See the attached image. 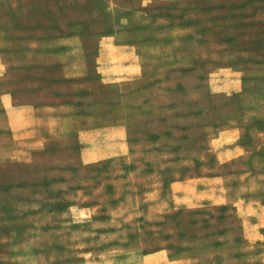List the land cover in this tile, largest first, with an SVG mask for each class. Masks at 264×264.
I'll return each instance as SVG.
<instances>
[{
	"label": "rangeland",
	"instance_id": "obj_1",
	"mask_svg": "<svg viewBox=\"0 0 264 264\" xmlns=\"http://www.w3.org/2000/svg\"><path fill=\"white\" fill-rule=\"evenodd\" d=\"M144 5L145 13L135 10ZM64 33H80L90 56L101 43H136L140 73L105 87L100 98L131 106V165L163 170L165 183L211 174L207 161L214 157H198V151L220 130L253 122L255 106L263 101L257 88L264 87V0H0V51L22 52L5 60L25 62L27 49L48 44L37 38ZM66 143L67 148L55 141L32 160L26 155L22 162L0 165V264H94L88 252L100 249L103 253L95 257L110 264L116 241L135 252L129 264H142L140 253L160 249L166 262L246 263L244 256L223 253V216H207L212 211L204 201L167 206L164 216L152 221L143 215L119 216L128 221L118 224L103 213L95 224L70 222L64 216L73 210L63 205L68 192L55 184L110 182L106 172L113 164L112 159L83 164L76 141L71 137ZM228 167L241 166L232 161ZM140 173L135 179L142 182L146 177ZM229 181L231 186L239 181L238 173L231 172ZM113 193L102 188L104 212ZM116 226L129 233L128 240H117ZM239 229L247 231L244 225Z\"/></svg>",
	"mask_w": 264,
	"mask_h": 264
},
{
	"label": "crops",
	"instance_id": "obj_2",
	"mask_svg": "<svg viewBox=\"0 0 264 264\" xmlns=\"http://www.w3.org/2000/svg\"><path fill=\"white\" fill-rule=\"evenodd\" d=\"M135 10L145 13L146 5ZM37 39L38 43L46 41L48 46L39 44L27 49L25 53L30 58L25 62L4 59L6 55L20 57L21 51L18 55L17 50L0 51V165L22 162L26 155L32 160L36 154L52 149L55 141H62L67 148L66 142L72 137L83 164L112 159L113 165L106 172L110 182L72 184L65 180L55 184V188L64 189V194L68 192L63 205L73 210L72 216H64L70 217V222L95 224L103 213L118 224L128 221L119 216L143 215L152 221L156 216H164L167 206L208 204L212 212L207 216H223L226 229L219 236L223 253L234 258L244 256L245 264H264V258L260 257L264 254V224H259L260 220L264 222V87L257 88L263 101L255 106L253 122L241 121L237 128L220 130V135L198 151V157H214L212 162L207 161L211 174L192 178L191 182L174 179L165 183L163 170L131 165L135 150L128 128L131 106L100 98L107 92L105 87H113L120 80L129 81L140 73L134 53L136 43H101L100 51L90 56L80 33ZM139 43L146 45L145 41ZM21 63L26 64L30 74L23 72ZM74 79H79L78 83ZM123 111L126 116H122ZM232 161L241 166L239 170H230ZM231 172L239 176L232 186ZM136 173L146 179L136 180ZM104 186L114 192L105 212L101 194ZM252 216H257L258 221L252 222ZM242 225L246 232L239 229ZM92 227L97 233V226ZM115 229L117 240L129 239L125 230L117 226ZM121 234L124 237L120 238ZM120 244L116 241L110 249L113 256L110 264H129L130 258H135L133 249ZM102 250L88 252L93 255L94 264H100L95 256L102 254ZM138 256L142 264H179L178 260L166 262V252L161 249Z\"/></svg>",
	"mask_w": 264,
	"mask_h": 264
}]
</instances>
